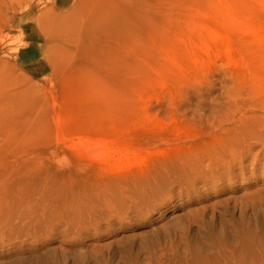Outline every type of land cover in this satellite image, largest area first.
<instances>
[{
    "label": "rangeland",
    "instance_id": "374dc122",
    "mask_svg": "<svg viewBox=\"0 0 264 264\" xmlns=\"http://www.w3.org/2000/svg\"><path fill=\"white\" fill-rule=\"evenodd\" d=\"M0 264H264V0H0Z\"/></svg>",
    "mask_w": 264,
    "mask_h": 264
},
{
    "label": "bare ground",
    "instance_id": "6f19581e",
    "mask_svg": "<svg viewBox=\"0 0 264 264\" xmlns=\"http://www.w3.org/2000/svg\"><path fill=\"white\" fill-rule=\"evenodd\" d=\"M220 39V37L217 34H214V32H206V44L212 46V44Z\"/></svg>",
    "mask_w": 264,
    "mask_h": 264
}]
</instances>
